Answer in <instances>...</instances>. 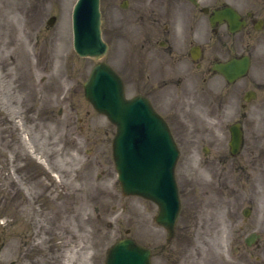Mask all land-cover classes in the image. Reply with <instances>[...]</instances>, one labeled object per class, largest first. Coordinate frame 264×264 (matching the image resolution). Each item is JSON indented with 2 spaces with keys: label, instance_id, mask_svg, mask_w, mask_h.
Listing matches in <instances>:
<instances>
[{
  "label": "rangeland",
  "instance_id": "obj_1",
  "mask_svg": "<svg viewBox=\"0 0 264 264\" xmlns=\"http://www.w3.org/2000/svg\"><path fill=\"white\" fill-rule=\"evenodd\" d=\"M75 1L0 0V216L5 213L4 196L15 189L14 182L24 179L17 171L19 165L31 177V187L25 178L29 188L25 195L33 200L43 196L45 191L37 194L40 178L53 193L47 195L50 204L60 193L73 210L59 226L62 230L69 224L74 237L68 233L67 242L55 253L49 254L42 244L45 236L37 232L34 238L51 264H67L64 257L68 264H105L109 248L125 236L151 248L153 264H264V85L258 88L257 99L244 108L245 85L231 86L220 133L211 121L209 95L228 96L225 85L215 77L200 96L182 84L183 96L196 97L180 110L189 119L181 115L184 124L176 126L182 209L176 234L167 241L166 229L155 221L158 206L123 194L112 154L116 126L85 96L84 83L97 60L79 57L74 50ZM178 7H183V0H101L103 36L109 44L104 60L123 77L129 97L145 92L152 61L148 41L158 29L153 16L161 19ZM52 16L56 20L48 25ZM183 37L187 47L186 32ZM222 40L232 44L235 38L225 35ZM236 40L237 48L230 53L250 51L256 66L249 80L264 83L263 69L258 68L264 62V30L239 34ZM199 41L210 47L211 42H203L202 37ZM213 52L211 58L226 55L220 48ZM183 60L189 63L187 56ZM242 114L245 146L234 157L225 124ZM45 173L51 181H46ZM56 203L60 217L63 202ZM27 210L25 205L24 214ZM1 222L2 218L0 231ZM251 232L261 236L249 247L245 239ZM20 239L21 247L31 238Z\"/></svg>",
  "mask_w": 264,
  "mask_h": 264
},
{
  "label": "flooded vegetation",
  "instance_id": "obj_2",
  "mask_svg": "<svg viewBox=\"0 0 264 264\" xmlns=\"http://www.w3.org/2000/svg\"><path fill=\"white\" fill-rule=\"evenodd\" d=\"M227 7H233L239 13L241 21H244L239 29H236L235 23L232 24L225 18L218 19L217 12ZM152 21L158 27L154 31L155 33L150 35L151 38L148 41L151 45L152 61L147 67L148 72L146 71L145 75V92H137L136 94H142L151 101L157 112L167 121L176 142L178 141L177 143H179L180 139L175 135L177 131L176 126L184 124L180 117L181 115L186 116L185 112L180 110L184 109L188 100L192 99L194 101L196 97L190 94L183 96L181 90L182 84L187 88L197 90L199 95L203 96L205 94L203 92L211 85L213 80L215 81L216 77L217 80L221 81V84L225 85L224 92L228 95L225 96V93H223V96H217L216 94L209 95V105L213 109V119L211 121L215 122L216 128H219V132L221 133L220 127L223 126L226 114L224 102L228 101L231 86L245 85L241 89L242 106L244 108L257 99L258 88L264 85L261 80L258 81L251 77L249 80V75L256 66V60L250 51L230 53L237 48L236 44H234L237 42V35L248 34V32L252 34L253 31L260 32L264 30V0H183V7H178L175 12L167 11L161 19L153 16ZM175 23H179V26L177 27ZM185 32L186 36L188 35L187 47H185V39L183 37V35L185 36ZM225 35L235 38V41L232 44L225 43L222 40ZM201 37L203 42H211L209 48L199 41ZM219 48L226 55L211 58L212 55H215L213 51ZM184 56L188 57L189 63H185V60H183ZM247 59L249 60V70L247 73L231 81L215 69L219 63L234 62V66H242ZM183 64L184 66H182ZM260 66L258 68L263 69V76V61H261ZM255 70H257V73L260 71L258 69ZM177 75L178 78L175 77ZM257 77L260 78L259 76ZM214 88L216 89L215 86ZM173 92L175 94L174 97L171 95ZM242 115L243 117L240 119L225 124L229 137V152L234 157L241 154L245 146V115ZM189 117L190 115L187 119ZM239 137L241 138V145L239 150L235 151V146L232 143ZM214 140L218 141L219 138L215 136ZM206 149L204 148V152ZM24 170L25 168L20 170L22 171L20 175L24 177L23 181L19 179L17 185L14 182L12 189H15L4 196L5 213L1 216L0 252L2 253L5 250L6 255L0 257V264H38L40 262L51 264L52 260L48 255L43 256L37 251L34 252V247L25 249L24 240L20 247L22 242L21 236L23 238L26 236L24 206L29 201L35 209H40L39 213H49L48 220L42 224H38L35 232H39V235L47 237L45 246L48 253L53 254V250L55 253L57 247H61L66 243L70 235L74 237V232L69 228V224L66 223L64 225L65 229L62 230L59 226L63 222L64 217L61 214L60 217L57 215L58 212L56 210L58 208H56V202L61 204L66 199H60L61 194L59 193L56 195L55 202L50 204L51 198L47 197V195L51 196L53 193L50 188H47L48 186L43 190L45 192L37 193L38 195L42 193L43 196L38 197L36 200H33V196L25 195L24 190L29 189L27 185L30 186L31 177L28 179L25 176L27 173L23 174ZM25 178L29 180L28 184ZM38 204L40 207H36ZM41 225L50 227V230L40 234ZM27 228L33 230L32 224L28 223ZM61 232H64L66 237L64 243L55 238ZM16 238L19 241H14ZM76 239L78 238L76 237ZM48 258L50 259L49 262L47 261Z\"/></svg>",
  "mask_w": 264,
  "mask_h": 264
},
{
  "label": "water",
  "instance_id": "obj_3",
  "mask_svg": "<svg viewBox=\"0 0 264 264\" xmlns=\"http://www.w3.org/2000/svg\"><path fill=\"white\" fill-rule=\"evenodd\" d=\"M73 19L76 52L100 59L107 51L101 36L100 0H77ZM247 67L248 61L234 72L242 74ZM217 68L230 77L228 64ZM85 94L118 127L113 155L123 192L156 202V220L172 237L181 204L174 172L178 150L167 124L146 98L126 99L122 80L105 62L93 67ZM106 264H151V250L124 238L109 250Z\"/></svg>",
  "mask_w": 264,
  "mask_h": 264
},
{
  "label": "bare ground",
  "instance_id": "obj_4",
  "mask_svg": "<svg viewBox=\"0 0 264 264\" xmlns=\"http://www.w3.org/2000/svg\"><path fill=\"white\" fill-rule=\"evenodd\" d=\"M15 158H17V157H15ZM13 163L14 162H12V165H14ZM16 165H15V167H16ZM17 166H18L17 171L18 170L20 171V170H22L24 168L23 166H19V165H17ZM45 174L47 175V173H45ZM45 174H44V176H46ZM35 176L38 177L39 175L35 174L34 177ZM38 180H40V181H37V182L39 183L40 191L42 192L45 189V187L47 186V182L45 184L40 178H38ZM48 180L51 181V178H50V176L47 175L46 181H48ZM24 191H27V190H24ZM25 194H27V193H25ZM26 206H27L28 210H27V213H25V219L28 220V222L32 224L33 230H29L27 228L28 224H26V236H29L31 239H29L28 242L26 240L25 244L29 243L28 244V249L34 247V252L37 251L38 253H40V255L47 256L46 251H44V249H42V248H40L38 246V242H36L37 239L34 240V238L37 235V233L35 232L36 226L38 224H42V223L46 222V220H48V218H49V213H44V214H42V212L39 213L40 209L39 210L35 209L29 201L26 203ZM70 206L71 205L69 204L68 201L63 202V207H64V209L62 210V215L63 216L66 215L65 217H69L67 213H69V212L72 213L73 212V210H71ZM69 221H71V220H69ZM49 230H50V227H48L46 225H41L40 234L48 232ZM55 238L58 239V240H61V243H64L66 241V240H64L66 238L64 232L58 233L57 236H55ZM43 239L44 240L42 241V244H44V246H45L46 242H47V237L45 236ZM252 240H254V238ZM64 262H66L68 264V260H67L66 257H64ZM38 264H43V263L40 262Z\"/></svg>",
  "mask_w": 264,
  "mask_h": 264
}]
</instances>
